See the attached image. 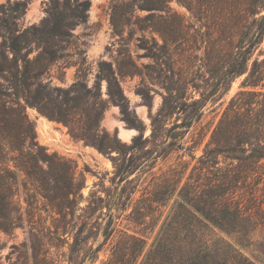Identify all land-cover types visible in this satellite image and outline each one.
<instances>
[{
	"label": "trees",
	"instance_id": "trees-1",
	"mask_svg": "<svg viewBox=\"0 0 264 264\" xmlns=\"http://www.w3.org/2000/svg\"><path fill=\"white\" fill-rule=\"evenodd\" d=\"M136 1L140 10H163L168 0ZM178 1L214 24L216 36L204 54L214 59L216 86L245 73L241 90L223 110L190 171L185 175L183 164L170 165L134 201L128 220L147 230L157 225L162 208L175 197L145 252L141 235L116 228L112 207L120 197L110 190L104 191V197L91 195L81 208L86 218L94 210L106 218L101 228L94 220L85 238L95 240L100 230L106 241L119 232L102 264H264V234L254 233L264 228V197L256 195L260 184L264 190V57L259 58L264 55L259 48L264 39V0ZM26 5L25 0H6L0 10V230L6 234L20 226L22 213L15 197L19 186L28 206L45 203L61 220L78 208L82 197L83 183L76 179L73 161L38 143L22 104L62 121L72 136L108 156L119 179L137 167L140 158L149 166L159 157L165 159L172 149L182 148L176 139L201 115L194 102L189 110L178 109L183 110L182 120L166 126L165 119L176 108L167 98L152 119L148 136L140 132L130 144L121 142L100 127L106 105L100 98L99 80H106L109 99L119 105L128 124L141 129V123L129 111L109 63H98L92 85L79 77L66 88L51 85L53 67L62 60L56 69L61 76V69L70 65L66 48L71 29L86 21L90 0H49L39 23L19 26ZM136 72L133 61L125 70L118 68L121 76ZM98 250L99 245H89L88 257L92 259Z\"/></svg>",
	"mask_w": 264,
	"mask_h": 264
},
{
	"label": "rangeland",
	"instance_id": "rangeland-1",
	"mask_svg": "<svg viewBox=\"0 0 264 264\" xmlns=\"http://www.w3.org/2000/svg\"><path fill=\"white\" fill-rule=\"evenodd\" d=\"M25 1L26 10L17 20L18 25L39 23L49 0ZM5 4L6 0H0V10ZM136 5V0H90L86 21L78 22L71 29L72 37L66 48L71 53L66 58L70 65L61 69V76L56 69L62 65V60L53 67L50 72L51 85L66 88L77 77L92 85L99 69L98 63H109L115 71L128 109L141 123V129L130 126L119 105L109 99L105 79L99 80L100 98L106 105L100 127L116 136L121 129L127 130L128 135L117 136L125 144H130L140 132L144 137L149 135L152 119L167 98H171L176 108L165 119L166 126L182 120L183 110L178 109L189 110V105L194 102H197L195 108L201 113L199 120L193 121L176 139L182 148L172 149L165 159L159 157L149 166L140 158L136 163H141L119 179L113 175L114 167L108 156L83 139L72 136L62 121L49 119L35 107L22 104L35 127L38 143L49 153L55 152L73 161L76 179L83 183L82 197L78 201V208L61 220L45 203L38 201L28 206L23 189L19 186L15 197L19 200L22 218L20 226L8 234L0 230V264H102L110 256V249L119 237V232L104 241L99 230L95 240L86 239L90 224L97 220L101 228L106 218L103 220L98 217L100 211L96 210L91 212V218H86L81 208L85 207L91 195L95 198L104 197L106 190L120 197V203L112 207L116 228L141 235L145 240V252L174 204L175 197L162 208L163 216L157 225L147 230L128 220L134 201L142 192L149 191L155 181L154 176L170 165L179 167L183 164L187 168L185 175L190 171L202 154L223 110L236 92L241 90L245 73L216 86L214 59L204 54L216 36L210 19L194 15L178 0L166 1L163 10H140ZM259 48L264 50V39ZM262 57L264 55L259 58ZM128 61H133L137 72L119 75L118 68L127 69ZM40 117L49 123L51 135L58 138L59 143L56 145L49 144L41 136L38 127ZM261 186L256 190V195L262 199L264 190ZM123 187L124 192H121ZM130 191L134 192L128 200L126 194ZM145 221L148 222V219ZM254 233L263 235L264 228H257ZM91 244L93 248L99 245L92 259L87 255ZM33 255L36 256L34 260Z\"/></svg>",
	"mask_w": 264,
	"mask_h": 264
},
{
	"label": "bare ground",
	"instance_id": "bare-ground-1",
	"mask_svg": "<svg viewBox=\"0 0 264 264\" xmlns=\"http://www.w3.org/2000/svg\"><path fill=\"white\" fill-rule=\"evenodd\" d=\"M38 127H39V131L41 133V136H43V138L51 145H56L57 143H59L58 138L54 137L53 135H51L50 133V126L49 123L43 118L40 117L38 120ZM119 134L121 136H125L128 135L129 132L127 130H123L121 129Z\"/></svg>",
	"mask_w": 264,
	"mask_h": 264
},
{
	"label": "water",
	"instance_id": "water-1",
	"mask_svg": "<svg viewBox=\"0 0 264 264\" xmlns=\"http://www.w3.org/2000/svg\"><path fill=\"white\" fill-rule=\"evenodd\" d=\"M117 136H119V137H120V134H119V132H117Z\"/></svg>",
	"mask_w": 264,
	"mask_h": 264
}]
</instances>
